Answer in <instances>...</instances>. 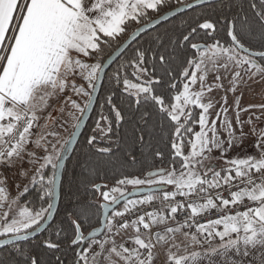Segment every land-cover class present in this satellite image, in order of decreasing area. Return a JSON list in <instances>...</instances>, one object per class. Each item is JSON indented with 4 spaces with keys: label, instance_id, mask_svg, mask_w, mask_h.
<instances>
[{
    "label": "snow or ice",
    "instance_id": "1",
    "mask_svg": "<svg viewBox=\"0 0 264 264\" xmlns=\"http://www.w3.org/2000/svg\"><path fill=\"white\" fill-rule=\"evenodd\" d=\"M249 6L254 13L255 25L264 31V0H259V5L257 0H250ZM177 7L183 10L193 5L186 4L184 0H175V4L172 0H0V165L10 167L22 159L29 138L33 135L31 130L37 126L38 111L47 107L49 97L63 93L69 87L70 78L76 76L86 85L77 86L72 82L71 91L85 98V102L81 104L66 97L64 103L71 109L68 119L73 121L72 127L79 129L106 75L100 56L103 48L110 47L117 37L124 35L130 23L143 24L147 28L151 22L150 13L159 16ZM240 11L243 15L224 20L226 41L215 38L212 43H190L192 34L197 33L198 29L206 35L217 31L216 23L205 19L176 41L169 42L177 47L190 43L195 53L182 67L179 81L182 90L172 96L170 104H166L165 98L155 92L153 85L162 83L163 76L156 78V72L158 67L170 65L171 53H154L149 68L147 52L136 49L128 63L121 65L125 72L123 78L117 71L114 80L118 85L122 83L124 92L131 98L129 107L134 103L135 111L139 113L134 126V132L139 133L136 139L143 144L149 138H156L157 134L162 138L168 133L172 164L168 169L148 171L143 178L125 176L116 181V186L108 188L104 185L103 188L107 190L92 185L93 192L99 193L103 200L99 205L104 210L103 226L99 231L92 230L85 234L82 221L87 223L92 219L90 203L81 206L76 213L68 214L72 236H65L64 239L70 249H79L75 251V264H153L156 245L168 243L178 233H182L193 249L197 246L202 249L205 245L208 247L204 251L192 250L189 253L185 245L183 255L169 254V264H202L205 260L207 264H216L214 257L222 258L223 264H238L230 253L248 257L249 248L264 251V128H257L253 120V116L255 121L264 116V104L241 108L240 100L236 99L229 106L227 96L221 98L222 104L211 97L205 102L206 95L214 87L207 83L209 72L217 73V82L221 80V69L229 73L230 87L222 83H217L215 87L233 93L245 76L248 79L257 75L264 78V48L253 50L246 45L244 38L253 33L254 24L242 8ZM139 34L140 28L137 27L131 41H135ZM81 57L91 58L94 62H86ZM129 68L138 82L128 78L126 73ZM164 73L172 77L168 87L175 90L177 82L174 72L169 67L164 69ZM197 85L198 89L195 88ZM113 95L107 96L106 103L114 117L110 119L101 114L96 124V129L104 135L113 132V123L119 125L125 119L122 110L113 103ZM142 103L156 107L155 116L158 119L155 125L152 124L154 114L148 108L140 111ZM216 104L221 106L213 114L211 110ZM253 108L259 109V116L252 112ZM193 109H199L198 119L194 118ZM230 109L235 113L233 119H229ZM60 111L63 113L64 109ZM242 112H252V115L241 120ZM51 120L49 115L46 128ZM163 120L169 123L165 125ZM101 122H104L103 127ZM234 124L239 127V133ZM246 124L249 133L244 132ZM193 125L198 126L199 130L194 131ZM249 134L256 137L253 147L258 151L225 159L227 167L217 170L212 163L215 159L212 153L226 157L233 147L241 146ZM75 135L73 131L69 139L63 140L59 132L50 130L35 141V146L45 154L30 161L38 164V167L29 178V184L15 198L10 197L4 186L5 181L0 180V248L12 245L21 258L16 264H41L36 254L25 250L19 242L28 241L41 231L46 222L52 220L56 211L57 172L63 167L65 153ZM47 137H52L55 142L48 141ZM96 139L94 135L87 143L92 145ZM186 143L189 147L187 153ZM98 151L107 153L110 149L101 147ZM29 155L34 157L35 153ZM163 155L159 150L154 152L157 158L162 159ZM177 160L179 168L176 167ZM47 169H51V175L47 174ZM30 186L37 192L39 207L20 201V197L29 194ZM127 186L137 191L143 189L146 195L143 199H131L130 196L136 192H127ZM166 186L174 190L169 192ZM224 186L238 190L230 192V199L223 198L220 192L211 195L213 190ZM178 196L189 200L186 206L189 215L179 227H167L164 234L156 232L153 241L151 228L165 224L168 217L176 219L178 212L185 209V204L176 199ZM158 199L162 205L159 211H148L138 214L134 220L117 222L116 218H123L138 206L151 204ZM244 201L252 206L235 214L220 215L206 223L196 222V218L202 214L213 210L224 213L231 207L243 205ZM121 204L122 210H117ZM130 227L135 232L131 238L133 247H126L123 243L118 245L115 237ZM192 228L195 229L194 233L184 231ZM62 232L63 229L56 232L55 240H44L42 247L53 253L60 252L64 242ZM101 233L106 235L99 238ZM172 247L181 250L178 244L173 243ZM55 261L56 264H64L59 255L55 256ZM260 264H264V255L260 258Z\"/></svg>",
    "mask_w": 264,
    "mask_h": 264
},
{
    "label": "trees",
    "instance_id": "2",
    "mask_svg": "<svg viewBox=\"0 0 264 264\" xmlns=\"http://www.w3.org/2000/svg\"><path fill=\"white\" fill-rule=\"evenodd\" d=\"M192 1L195 0H184L186 4ZM172 3L175 4V0H172ZM257 4L259 5V0H257ZM249 5L250 0H222L195 8L142 35L127 49L106 74L92 118L67 162L62 179L60 207L55 220L40 236L35 239L20 242V246L25 250H30L35 253L41 264H56V255L61 257L64 264H75V251H78V249H70L67 240L64 239L65 236H72V227L68 214L76 213L81 206L90 203L93 213L92 219L87 223L82 221L85 234L87 235L90 231L100 226L102 208L99 207L100 202L97 201L99 193L93 192L92 185H99L104 190V185H116V181L125 176H138L143 178L148 171L170 168L172 156L169 134L165 133L162 138L157 134L156 138H149L143 144L136 139L139 133L134 132V126L135 121L139 117V113L135 111L136 105L134 103L132 107H129L131 98L124 92L122 83L119 85L116 83L114 76L119 70L121 78L124 77L125 72L121 69V65L128 63L134 56L136 49L147 52L146 59L148 60L147 66L149 68H151V64L153 63L152 57L154 53L158 51L171 53L170 65H164L163 68L158 67L156 72V78L163 76L162 83L154 84L153 88L157 94L165 98L166 104L172 103V96L182 90V84L179 83L182 67L186 65L189 57L195 56V53L190 47V43L207 44L212 43L215 38L220 39L221 42L226 41L228 37L226 36L224 20L225 18L236 17L238 14L243 15L240 11L241 8L244 13H247L249 20L254 24L253 33L246 35L244 38L246 45L250 46L253 50H261L264 48V31L258 25H255L254 13ZM169 11L163 12L159 16L150 13L151 21ZM205 19L216 23L217 31L215 33L206 35L203 30L198 29L197 33L192 34L190 43H183L179 47L175 46L174 43H169L170 41H176L182 34L190 32L191 27L196 26ZM142 25L130 23L124 35L117 37V40L112 42L110 47L105 46L103 52L100 54L103 62L135 32L137 27H141ZM161 44L164 45L163 48H161ZM169 67L175 74V80L177 82V88L175 90L168 87L169 83L172 82V77L164 73V69ZM126 74L130 80L138 82L131 75L130 68ZM113 93V103L122 110L125 119L119 125L113 123V132L104 135L96 129V124L101 114L108 116L110 119L114 117V113L111 112L110 106L106 103L107 96ZM145 108H148L154 114L152 124L155 125L158 119L155 116L157 111L156 107L152 104L142 103L140 105V111H143ZM192 111L194 118L198 119L199 109H193ZM162 122L165 125L169 123L167 120H163ZM101 124L104 126V122H101ZM193 128L195 131L197 126L193 125ZM94 135L97 139L92 145H89L87 141ZM185 145L188 146L187 143ZM101 147L109 148L110 151L100 153L98 148ZM156 150L163 152L162 159L154 156ZM176 167L179 168L178 160ZM48 175H51V169ZM25 198H27L26 202L28 206L39 207L40 201L37 198L35 189L31 188L29 194L23 196V200ZM61 229H63L61 239L64 242L62 243L60 252L53 253L43 248V241L49 238L53 240L57 239L56 232ZM20 259L12 245L0 250V264H16Z\"/></svg>",
    "mask_w": 264,
    "mask_h": 264
},
{
    "label": "rangeland",
    "instance_id": "3",
    "mask_svg": "<svg viewBox=\"0 0 264 264\" xmlns=\"http://www.w3.org/2000/svg\"><path fill=\"white\" fill-rule=\"evenodd\" d=\"M81 59H84L89 63L94 62V60L91 58L81 57ZM216 74L217 73L215 72H209L207 75V83L212 84L214 87L213 91L206 95L205 102H207V99L211 97L215 100H220L222 104L223 101L221 100V98L227 96L229 106L233 105L236 99L240 100L241 108L249 105L258 106L260 104H264V78H261L260 75H257L252 79H248V77L245 76L244 79L239 83L236 92L233 93L231 91L225 92L223 89L215 87L217 83H222L225 85V87H230L228 82L231 79V75L221 69L219 71L221 80L217 82L215 80ZM72 82H74L77 86L82 84L86 85L85 81H83L79 76H76L74 78H70L69 87L63 93L49 97L47 99V107H45L42 111H38L37 113L39 117L38 121L36 122L37 126H35L31 130L33 135L29 138L30 142L26 145V151L22 155V159L16 161L10 167L0 165V180L5 181L4 186L6 187V190L8 191L11 198H15L18 193L23 190L24 186L29 184V178L35 172L36 167H38V164L30 163V161L33 159L41 158L45 154L41 148H37L35 146V141L42 134L46 135L50 130L59 132L60 137L63 140H67L70 138V133L75 130L72 127L73 121L68 119V114L71 109L65 105L64 101L66 97H71L72 100H76L77 102L83 104L85 102V98L79 97L71 91ZM198 87V85L195 86L196 89H198ZM221 104L215 105V107L211 110L213 114L220 108ZM62 108L64 109L63 113H61L60 111ZM252 112H254L256 116L260 115V111L258 108H253ZM252 112L240 113L241 120L247 119V117L252 115ZM234 114V111L230 109L228 113L229 119H233ZM49 115L51 116L52 120L50 122V126L46 128V123H49ZM253 120L256 123L257 128H264V116H262L259 121H255V116H253ZM101 126H103V124H101ZM234 126L237 128V133H239V127L235 124ZM198 130L199 128L197 126V129L195 131ZM249 131V126L246 124L244 126V132L249 133ZM255 139L256 137L254 135L249 134L247 138L244 139L243 144L239 147H233L232 150L227 153L226 157H221L219 153L213 152L212 155L215 159L212 161V163L217 166V170H220L227 167V165L225 164V159L242 157L248 154H255L258 151L253 147ZM47 140L55 142L52 137H47ZM42 143H44V141H42ZM188 151L189 147L185 145V153H187ZM29 153H35V156H30ZM49 170H46L47 174H49ZM113 186L116 185L108 186V188H111ZM132 188V186H127L126 191L129 192ZM104 190L107 189L104 188ZM166 190L170 192L173 191L174 188H172L171 186H166ZM26 199L27 198L23 200V197H20L21 203L27 205ZM97 201L100 202V204L103 203L100 194L97 198ZM122 207L123 205L119 207L121 208L120 210H122Z\"/></svg>",
    "mask_w": 264,
    "mask_h": 264
},
{
    "label": "water",
    "instance_id": "4",
    "mask_svg": "<svg viewBox=\"0 0 264 264\" xmlns=\"http://www.w3.org/2000/svg\"><path fill=\"white\" fill-rule=\"evenodd\" d=\"M218 1H222V0H195V1H192L188 4H191L193 5V7L191 8H187V9H179L178 7L173 9V10H170L169 12L163 14L162 16L152 20L151 22H149L147 24V28H145L144 25H142L140 28V34L138 36V38L135 40V41H131V36L133 35V33L127 38V40L119 46L118 49H116L112 55L110 57H108L106 59V61L104 62V65H105V72L106 74L108 73V71L111 69V67L117 62V60L127 51V49L132 45L134 44L142 35L154 30L155 28H157L158 26L174 19L175 17L179 16V15H182L184 13H187L195 8H198V7H201V6H204V5H207V4H212V3H215V2H218ZM119 50V51H118ZM119 53H122L119 54ZM105 77L106 75L104 76L103 78V84H104V80H105ZM103 86V85H102ZM101 89L102 87H100L98 90H97V93L94 95L93 97V104L92 106L87 110V113L85 114V116L83 117L82 121H81V126L79 129H75L74 131L76 132V135L75 137L72 138V143L69 147V150L67 153H65V159L63 161V167L61 169L58 170L57 172V197H56V211L53 215V218L52 220H49L48 222H46L44 224V227L41 229L40 232H37L34 234V236L30 237L29 240L31 239H35L37 238L38 236H40L46 229H48V227L53 223V221L55 220L56 218V215L58 213V210H59V207H60V202H61V188H62V179H63V174H64V170H65V167L67 165V162L69 160V158L71 157V155L73 154L78 142L80 141L87 125L89 124L91 118H92V115L94 113V110L97 106V102H98V99H99V96H100V93H101ZM133 192H136L135 195H131L130 198L133 199V198H137V197H141V196H144L146 195V192L141 189L139 191H137L136 189H133L132 191H130L129 193H133ZM122 205V204H121ZM121 205H118L117 206V209L121 206ZM103 209H102V216H101V222L103 221L104 219V215H103ZM109 216H111V212H109ZM102 223H100V226L95 229L97 231H99V229L102 227ZM101 235H103V233H101ZM21 242H24V241H21ZM20 243V242H19ZM10 246V245H8ZM4 248H0V250H2ZM79 250V249H78Z\"/></svg>",
    "mask_w": 264,
    "mask_h": 264
},
{
    "label": "crops",
    "instance_id": "5",
    "mask_svg": "<svg viewBox=\"0 0 264 264\" xmlns=\"http://www.w3.org/2000/svg\"><path fill=\"white\" fill-rule=\"evenodd\" d=\"M143 197L144 196L137 197L136 199H143ZM120 209L121 208H119L118 210ZM164 214L167 216V211H165ZM167 227H173V228L178 227L176 224V219H172L171 217H168L165 224L152 227L151 233L153 235V241H154V234L156 232H161V234H164L166 232ZM141 231L144 232L145 230L141 229ZM134 235H135L134 229L130 227L126 231H123L120 235L116 236L115 239L116 241L124 242L127 239L131 240V238L134 237ZM173 243L180 245L181 250L178 251L177 248L172 247ZM214 243H218V241H215ZM185 245H187V250L189 253L192 250L204 251L208 247L207 245H205L204 248L202 249L197 246L195 249H193V246L188 244L184 236L181 235V233H178L174 236L173 239L169 240L168 243L161 242L160 244L156 245V247L153 250L155 254L153 264H169L168 261L169 254L171 253L176 255H183L184 254L183 248ZM241 251H243V245H241ZM248 251H249L248 257H244L242 254L238 255L235 252L230 253V257L234 260H237L238 264H260V258L262 255H264V251H262L259 248L256 249L249 248ZM213 259L216 261V264H223L222 258L214 257ZM202 264H207V261L206 260L203 261Z\"/></svg>",
    "mask_w": 264,
    "mask_h": 264
},
{
    "label": "built area",
    "instance_id": "6",
    "mask_svg": "<svg viewBox=\"0 0 264 264\" xmlns=\"http://www.w3.org/2000/svg\"><path fill=\"white\" fill-rule=\"evenodd\" d=\"M241 187H243V185H241ZM236 190H238V189L237 188L229 189L227 186H224L221 189L213 190L211 192V195L215 196L216 192H220L222 194L223 198L230 199L231 198L230 197V192L231 191H236ZM176 199L178 201H180L181 203L185 204V209L179 211L177 216H176V224L179 227L180 224L183 223L185 221L186 217L189 215V211L186 208L187 203L189 202V200L184 198V197H179V196ZM192 199H194V198H192ZM217 203H218V201H217ZM249 206H252L250 204V202L244 201L243 205H236L234 207H231L230 209L226 210L224 213H219V212L213 210L210 213L202 214L200 217H197L196 218V222L197 223H206L208 220L219 218V216L223 215V214H235L236 211H244ZM161 207H162V205L160 203V200L158 199V200L152 202L151 204L140 205V206H138V209L133 210L132 213L126 215L123 218H116V220H117L118 223L122 222L123 220L131 221V220L136 219L138 214H145L148 211H159L161 209ZM165 208H166V206H165ZM220 230H222V228ZM184 231H189L190 233H194L195 229L194 228H192V229H184ZM104 235H106V233H103V235H101L99 238H103ZM116 243L118 245L123 243V244H125L126 247H129V248L133 247V244H132L131 240H129V239L125 240L124 242L116 241Z\"/></svg>",
    "mask_w": 264,
    "mask_h": 264
}]
</instances>
